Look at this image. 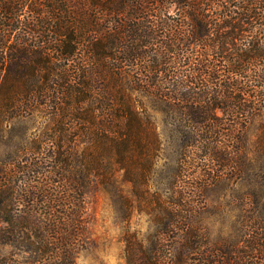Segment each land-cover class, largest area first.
I'll use <instances>...</instances> for the list:
<instances>
[{"label": "trees", "instance_id": "obj_1", "mask_svg": "<svg viewBox=\"0 0 264 264\" xmlns=\"http://www.w3.org/2000/svg\"><path fill=\"white\" fill-rule=\"evenodd\" d=\"M0 141V264H76L88 192L118 171L156 235L126 234L127 264H264V0H0ZM227 180L247 187L240 247L205 221Z\"/></svg>", "mask_w": 264, "mask_h": 264}, {"label": "rangeland", "instance_id": "obj_2", "mask_svg": "<svg viewBox=\"0 0 264 264\" xmlns=\"http://www.w3.org/2000/svg\"><path fill=\"white\" fill-rule=\"evenodd\" d=\"M142 101L149 109L161 108L162 104L151 97L142 96ZM158 130L163 131L160 114H155ZM39 118H15L10 125L12 129L4 136V139L19 138L24 127H32L38 124ZM257 120L249 125L248 133L255 139ZM252 140V139H251ZM165 154L157 161L152 175V188L160 189L167 183L166 175L174 168L175 157L166 154L168 151L165 142ZM7 148L5 142L0 141V156ZM166 155V156H165ZM131 184L122 178L121 171L116 173L114 183L93 187L88 192L87 205L93 217L89 227L88 239L76 255V264H127L124 256L126 234H135L145 239L147 248L155 243V226L152 223L151 213L133 197ZM247 187L240 186L232 180L219 182L206 189L207 221L211 232L210 242L225 241L240 247V191ZM162 243L170 244L173 241L171 234L163 235Z\"/></svg>", "mask_w": 264, "mask_h": 264}]
</instances>
